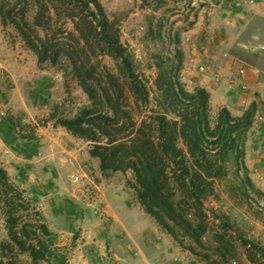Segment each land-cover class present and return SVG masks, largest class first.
Listing matches in <instances>:
<instances>
[{
	"label": "rangeland",
	"instance_id": "1",
	"mask_svg": "<svg viewBox=\"0 0 264 264\" xmlns=\"http://www.w3.org/2000/svg\"><path fill=\"white\" fill-rule=\"evenodd\" d=\"M52 1L2 3L6 9L13 6L12 16L20 23L24 18L32 28L37 6L47 15ZM97 1L114 24L131 57L132 70L149 94L147 105L130 101L123 108L137 124L158 109L155 80L159 72L193 92L201 88L199 80L204 76L213 72L219 79V66L237 60L238 51L223 48L216 34L227 14L235 21L231 12L243 5L240 0ZM59 12V16L49 13L52 20L48 33L35 27L40 37H56L62 43L55 66L48 61L39 65L18 31L10 25L2 26L0 19V168L15 166L16 159L11 158L18 155L14 147H20L31 152L21 164L39 173L34 176L40 181H53L52 192L34 201L28 191L14 183L15 175L5 170L9 183L25 201L24 209L18 212L22 222H42L51 233L45 237L28 228L32 240L45 242L51 252L40 264H263L247 260L245 244L264 249V103L255 109L252 126L244 138L245 168L236 166L231 153L224 163V174L213 181L203 199L200 216L204 232L200 241L178 228L175 236L168 235L140 206L130 185L135 184L131 171L103 176L99 161L89 155L91 144L55 127L54 120L49 119L53 113L73 118L89 105L68 65L69 56L93 67L97 90H130L128 79L111 57L100 55L95 47L84 51L77 45L73 24L65 18L63 8ZM232 61L229 67L234 65ZM108 74L114 78L109 80ZM220 109L210 102L212 127ZM72 175L81 176L80 182L72 183ZM99 186L122 200L118 206L110 202L111 214L106 211V203L94 202ZM15 195L9 193V197ZM2 201L0 198V245L9 241ZM192 207H185V215L195 225ZM141 219L144 227L143 223L138 226ZM4 256L12 264H32L29 256L17 249L7 248Z\"/></svg>",
	"mask_w": 264,
	"mask_h": 264
},
{
	"label": "trees",
	"instance_id": "2",
	"mask_svg": "<svg viewBox=\"0 0 264 264\" xmlns=\"http://www.w3.org/2000/svg\"><path fill=\"white\" fill-rule=\"evenodd\" d=\"M51 4L47 15L37 6L31 28L24 18L20 23L12 16L13 6L6 9L0 0L1 24L18 31L27 48L36 55L39 65L48 61L55 66L62 43L56 37H40L36 28L48 33L52 20L49 13L52 11L53 15L59 16V9L63 8L65 18L71 21L78 34L77 45L84 51L95 47L100 55L111 57L128 79L130 90H97L93 67L69 56L68 65L87 95L89 105L73 118H60L53 113L49 119L54 120L55 127L91 144L89 155L99 161L103 176L131 171L135 184L130 185L140 206L168 235L175 236L178 228L199 242L204 232L200 216L203 199L213 181L224 174L227 157L233 153L236 166L245 168L243 142L253 123L255 105L239 118L221 108L212 127L209 93L203 88L188 92L173 77L159 72L155 80L158 109L137 124L123 108L128 107L130 101L147 105L149 94L134 74L131 57L100 3L97 0H55ZM108 75L109 80L114 78ZM0 187L9 240L0 245V264H12L10 260H4L7 248L26 253L32 264H40L51 252L45 242L32 240L28 228L32 227L33 233L45 237L51 235L50 231L39 221L22 222L18 212L24 209L25 201L21 192L9 183L2 168ZM12 192L16 195L9 197ZM189 205L194 208L195 225L186 219L185 207ZM245 245L247 260L264 264V249Z\"/></svg>",
	"mask_w": 264,
	"mask_h": 264
},
{
	"label": "crops",
	"instance_id": "3",
	"mask_svg": "<svg viewBox=\"0 0 264 264\" xmlns=\"http://www.w3.org/2000/svg\"><path fill=\"white\" fill-rule=\"evenodd\" d=\"M240 1L243 5L231 12L234 14L235 21L232 16L227 14L221 20L224 26H220L216 34L217 40L222 43L223 48L228 51L233 49L238 51L236 52L237 60H234L235 62L231 60L234 62L232 67L228 65L231 61H227L224 67L219 66L220 73L216 75L217 77L221 76L219 79L215 78L212 72L211 75L207 74L199 80V86L208 91L210 102L215 103L217 107L226 108L233 117H241L253 104L256 109L258 105L264 103V52L260 51V48L264 47V0ZM249 1L252 2L249 3ZM225 56L227 57V55ZM241 67L244 68L245 74L239 76L238 69ZM18 148L14 147L18 155L16 157L11 155V161L16 159L15 166L6 167L5 170H8L9 174L15 175L12 176L15 184L28 191L35 199L34 201H38L40 197L47 196L52 192V178H47L42 182L38 176H34L39 173L31 171V167L21 164L23 159L31 157V152ZM43 169L47 170L45 167ZM28 175H30L29 179ZM88 183L93 184L92 182ZM96 188L99 190V194L95 195V204L106 203V211L111 214V204L120 205L122 201L120 196H115L110 189L105 191L102 186ZM114 216L117 215L114 214ZM141 223L144 227L142 219L141 222L138 221V226L141 227Z\"/></svg>",
	"mask_w": 264,
	"mask_h": 264
},
{
	"label": "built area",
	"instance_id": "4",
	"mask_svg": "<svg viewBox=\"0 0 264 264\" xmlns=\"http://www.w3.org/2000/svg\"><path fill=\"white\" fill-rule=\"evenodd\" d=\"M260 51L264 52V47H261V48H260ZM199 71L203 72V71H204V67H199ZM244 74H245V70H244V68H242V67L239 68V69H238V75H239V76H242V75H244ZM80 177H81V176H80ZM80 177H78L77 175H72V176L70 177V179H71L72 183H79L80 180H81Z\"/></svg>",
	"mask_w": 264,
	"mask_h": 264
}]
</instances>
